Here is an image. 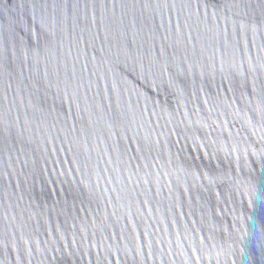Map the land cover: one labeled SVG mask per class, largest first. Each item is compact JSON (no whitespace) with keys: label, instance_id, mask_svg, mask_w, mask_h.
<instances>
[{"label":"water","instance_id":"1","mask_svg":"<svg viewBox=\"0 0 264 264\" xmlns=\"http://www.w3.org/2000/svg\"><path fill=\"white\" fill-rule=\"evenodd\" d=\"M0 264H264V0H0Z\"/></svg>","mask_w":264,"mask_h":264}]
</instances>
